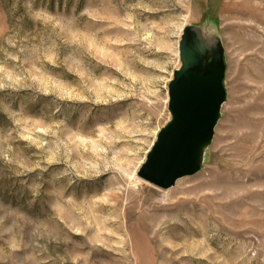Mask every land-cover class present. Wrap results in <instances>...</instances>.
<instances>
[{
	"label": "rangeland",
	"instance_id": "374dc122",
	"mask_svg": "<svg viewBox=\"0 0 264 264\" xmlns=\"http://www.w3.org/2000/svg\"><path fill=\"white\" fill-rule=\"evenodd\" d=\"M187 25L222 40L227 100L163 190L137 174ZM0 264H264V0H0Z\"/></svg>",
	"mask_w": 264,
	"mask_h": 264
},
{
	"label": "water",
	"instance_id": "95a60500",
	"mask_svg": "<svg viewBox=\"0 0 264 264\" xmlns=\"http://www.w3.org/2000/svg\"><path fill=\"white\" fill-rule=\"evenodd\" d=\"M180 38V66L167 88L170 119L157 133L137 174L163 190L203 169L205 151L227 100V66L220 37L201 25H187Z\"/></svg>",
	"mask_w": 264,
	"mask_h": 264
},
{
	"label": "bare ground",
	"instance_id": "6f19581e",
	"mask_svg": "<svg viewBox=\"0 0 264 264\" xmlns=\"http://www.w3.org/2000/svg\"><path fill=\"white\" fill-rule=\"evenodd\" d=\"M180 192V189H178V190H176L175 191V193H179ZM169 192H167V193H164V195L162 196L163 197V199L161 200V203H166V201L168 202V198H169ZM184 201V200H183ZM186 202V201H185ZM148 203V199H145L144 201H143V204H142V206L143 205H146ZM183 204V203H182ZM182 204H179V203H175L174 205H175V207L176 208H179ZM164 208H166V209H168L169 207H170V205H164L163 206ZM154 210V209H153ZM145 212V211H144ZM173 216H169L168 218L169 219H171ZM175 220H176V222L175 223H169V221L168 222H166V224H167V226H168V230L170 229V227H172V228H175L176 226H178V216H174L173 217ZM172 218V219H173ZM155 219V218H154ZM156 226V224L154 225V227ZM148 229H150L149 227L147 228V230ZM158 232H160L159 230H157V229H155V232L153 233L154 235H153V240L154 241H157V242H159V240H158V236H157V234H158ZM122 245H124V243H122ZM122 248H119V250L120 249H122V250H124V246H121Z\"/></svg>",
	"mask_w": 264,
	"mask_h": 264
}]
</instances>
